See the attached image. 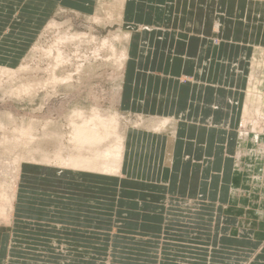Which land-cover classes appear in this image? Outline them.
I'll use <instances>...</instances> for the list:
<instances>
[{
  "label": "crops",
  "instance_id": "obj_1",
  "mask_svg": "<svg viewBox=\"0 0 264 264\" xmlns=\"http://www.w3.org/2000/svg\"><path fill=\"white\" fill-rule=\"evenodd\" d=\"M121 26L128 38L118 103L143 123L123 131L119 174L103 178L30 164L17 189L54 198L118 197L132 183L133 190L154 188L178 201L202 200L209 209L196 211L209 218L198 223L212 228L195 239L208 248L182 257L194 261L187 258L194 254L195 264H264V135L244 140L236 123L253 47L264 51V0H126ZM140 243L147 247L138 250L139 260H158L151 240ZM221 250L234 252L232 259Z\"/></svg>",
  "mask_w": 264,
  "mask_h": 264
},
{
  "label": "rangeland",
  "instance_id": "obj_2",
  "mask_svg": "<svg viewBox=\"0 0 264 264\" xmlns=\"http://www.w3.org/2000/svg\"><path fill=\"white\" fill-rule=\"evenodd\" d=\"M111 4L112 0H0V68L16 71L24 67L15 78L8 75L0 77V123L3 125L0 128V161L10 163L12 157L16 155H22L25 158L33 157L37 160L41 159L42 155H52L55 148L52 146L51 138L57 137L59 133L61 136H58L57 139H62L60 143L63 144V140L65 142L68 140L70 136L69 125L71 124L70 120H72L71 112L78 107L85 111H90V108L91 110L98 108L105 115H117L118 119L120 118L119 131L122 134L130 125L134 128L142 125V118L121 108L118 103L122 71L121 65L118 64L120 63L119 57H114L113 53L108 50H104L105 53L104 51L97 53L95 52L97 46L93 45V37L95 36L94 44L96 45L103 39H109L113 42L116 52H121L124 49L123 41L126 29L122 28L121 23L116 20L108 19L107 8ZM94 17H97L98 20H94ZM70 30L72 31L69 32ZM66 34L67 36L80 34L88 43L89 40L92 41L89 45L85 41L78 50L76 46L63 40L66 47L65 43L60 40V36L64 37ZM57 37L60 39H56ZM57 42L60 45L63 44L60 46ZM38 43L39 45H37ZM43 46L46 48H40ZM54 48L60 49L65 61H67L61 63L57 69L59 79L69 75L72 80L59 82L56 86L57 90L48 88V90L43 89L30 93L24 90L19 92L17 97L14 96L12 92H15L16 87H21L27 81H41L47 78L45 71L51 66L53 55H56ZM67 48L68 50H66ZM42 49L47 51L42 52ZM47 52L50 54L46 55ZM101 52L102 54H100ZM250 61L246 88H250L252 94L262 95L264 100V87L258 84L253 85V87L252 84L248 85L251 71L254 69L258 71L259 66L262 68H260L259 73L257 72L260 77H256V81L264 80V52H261L259 46L253 47V58ZM84 64L85 66H83ZM26 74L28 75L26 76ZM29 74H34V76H29ZM69 84L71 86H68ZM8 86L13 90L8 92L11 94L10 96H7L8 93H6L7 90H10ZM18 88L16 90H19ZM33 93L34 95H32ZM247 94L248 90L246 89L236 110L238 135L242 133L253 134L250 124L245 127L248 131L242 130L245 107H247V114L251 115V110L256 112V115L257 113L264 114V107L259 99L252 95L249 100H246ZM18 98L19 100H17ZM262 102L264 105V101ZM119 114L120 116L123 115L122 118ZM33 115H37L36 118ZM35 119L39 120L36 121ZM121 120L124 121L122 124ZM65 121L68 123L66 124ZM51 127L55 132L51 131ZM15 128H28L29 136L31 135L33 139L32 142H44L45 144V141H51L45 145H51V148L48 149L43 144L41 148L34 149L33 143L26 147L23 138L19 139L18 137H16V141L11 143L6 142L8 140L2 142L3 136L14 137L12 130ZM41 139L44 141L42 142ZM65 142L64 145H67ZM43 147L46 148V151ZM12 149L13 151H11ZM134 188L132 183L122 186L118 197L111 194L101 196L88 193L85 195L81 192L80 195L77 194L72 198L64 196H60V198L55 196L54 198L44 192L36 193L26 188L16 189L17 198L13 203L12 218L10 217L8 222L0 221V223L2 222L0 228V264L197 263L194 254L187 257L194 260L190 261L185 260L186 257H182L181 253L196 252L195 248L200 250H207L208 248L205 240L202 238L195 239L199 238L197 235L208 236L207 232L209 234L212 228L211 224L198 223L199 221H208V214L196 211L198 208L201 210L209 209L204 205L206 202L202 200L183 202L163 196L161 190L154 188L133 190ZM188 205L198 208H190L187 210L188 212L186 210L185 212L178 211L182 206ZM169 222H172L174 226L171 227ZM197 226H200V229H197ZM139 237H141L140 240L144 238L151 240L156 245L155 253L158 260L138 259L139 256H142L138 250L143 246L147 247L140 243ZM141 242L146 243L147 241ZM218 254L227 260L228 254L231 255L232 259L234 252L221 250ZM238 260L244 261L242 257H238ZM226 264H228V260Z\"/></svg>",
  "mask_w": 264,
  "mask_h": 264
},
{
  "label": "bare ground",
  "instance_id": "obj_3",
  "mask_svg": "<svg viewBox=\"0 0 264 264\" xmlns=\"http://www.w3.org/2000/svg\"><path fill=\"white\" fill-rule=\"evenodd\" d=\"M260 2V1H259ZM125 3H126V0H112V4L110 5V7L107 8V11H108V19L110 20H116L117 22L121 23L122 19H123V15H124V7H125ZM91 14V13H90ZM93 15V14H92ZM87 17V16H86ZM89 17V16H88ZM95 19L94 20H98L97 17H94ZM98 24V22H96ZM106 23V21H105ZM49 24V22H48ZM53 25V24H52ZM57 25V24H55ZM47 27V26H46ZM45 27V28H46ZM62 27V26H61ZM66 27V26H65ZM143 27V26H142ZM148 27V26H147ZM60 28V27H59ZM146 28V27H145ZM57 29V28H56ZM61 29V28H60ZM140 29V28H139ZM50 30V29H49ZM64 30V29H63ZM69 30V29H68ZM94 30V29H93ZM45 31V30H44ZM72 30H70L69 32H71ZM47 32V31H46ZM110 32V31H109ZM57 33V32H56ZM66 33L68 34L67 30H66ZM79 33V32H78ZM43 34V33H42ZM54 34V33H53ZM67 34L62 37L60 36V38H58V33H57V38L56 39H60V40H64L66 43H69V44H72L74 46H76V48L78 49L82 43H84L86 40H84V34L82 33V35H77V34H71L70 36H67ZM91 34V33H90ZM56 35V34H55ZM86 35V34H85ZM93 35V34H92ZM114 35V34H112ZM147 35V34H146ZM94 36V35H93ZM50 37V36H49ZM53 37V36H52ZM55 37V36H54ZM53 37V38H54ZM95 37V36H94ZM94 37H93V45L97 46L95 48V52L99 53L100 51H104V50H108L109 52L111 51L114 55V57L120 59V63H118L119 65H123V61L125 59V55L127 57V54L125 52V49H123V51L121 52H116V50L114 49V45H113V42L109 39H103L102 41L100 42H97V45L94 44ZM115 37V36H114ZM126 37V36H125ZM91 38V37H90ZM107 38V37H106ZM128 38V37H126ZM52 39V38H51ZM102 39V38H101ZM59 40V41H60ZM125 40V38H124ZM55 41V39H54ZM63 41V43H65ZM92 40H89V43L91 42ZM61 42V41H60ZM87 42V41H86ZM124 42V41H123ZM59 44V42H57ZM61 43V45L63 44ZM66 43L64 44L66 46ZM89 43L87 42L86 44L89 45ZM58 44H54V45H58ZM125 44V43H124ZM216 44H217V41H216ZM39 45V43L37 44ZM52 45V44H51ZM60 45V44H59ZM60 45V46H61ZM85 45V44H84ZM50 46V45H49ZM64 46V47H65ZM37 47V46H36ZM67 47V46H66ZM65 47V48H66ZM83 47V46H82ZM38 48V47H37ZM36 48V49H37ZM40 48H44L43 47H40ZM46 48V47H45ZM44 48V49H45ZM48 48V47H47ZM50 48V47H49ZM57 48V47H56ZM59 48V47H58ZM75 48V49H76ZM256 48V47H255ZM63 49V47H62ZM76 49V50H77ZM43 50V49H42ZM68 50V48L66 49ZM70 50H72L70 48ZM73 50H74V47H73ZM80 50V49H78ZM128 50V49H127ZM251 50V49H250ZM47 50H43L42 52H46ZM56 51V55H53V60H52V64L51 66L47 69L46 72V76L47 78L45 80H41V81H33L34 82H30V81H27L24 85H22L21 87H16V89L18 88L19 90H14L15 92L12 94L14 96L17 97V95H19V92L21 93L22 91L26 90L25 92H33V91H40V90H43V89H47L50 88V90L52 89H56V86L59 82H63V81H70L72 80L71 76L67 75L66 77H61L59 79V76L57 75V69L59 67V65L62 63H66L67 61H65V58L64 56L62 55L60 49H55L54 48V52ZM82 51V50H81ZM251 52V51H250ZM264 52V51H263ZM66 53V52H65ZM105 53V51H104ZM50 53L47 52L46 55H49ZM86 54V53H85ZM88 54V53H87ZM102 54V52L100 53ZM69 56V55H68ZM101 56V55H100ZM104 56V55H103ZM110 58V57H108ZM224 58V57H223ZM93 59V58H92ZM102 59V58H101ZM104 61V59H102ZM110 60V59H108ZM27 61V60H26ZM44 61V60H43ZM72 61V60H71ZM70 61V62H71ZM116 61V60H115ZM24 62H25V59H24ZM23 62V63H24ZM33 62V61H32ZM47 62V61H46ZM90 62V61H89ZM98 62V61H97ZM107 62V61H106ZM119 62V61H118ZM29 63V62H27ZM74 63V62H73ZM78 63V62H77ZM96 63V62H95ZM99 63V62H98ZM103 64V63H102ZM257 64V63H256ZM26 65V64H25ZM42 65V64H41ZM46 65V64H45ZM69 65V64H68ZM253 65V64H252ZM251 65V66H252ZM2 66V65H1ZM23 66V65H22ZM34 66V65H32ZM37 66V64H36ZM72 66V65H71ZM85 66V64L83 65ZM124 66V65H123ZM33 68V67H32ZM79 68V67H78ZM115 68V67H114ZM123 68V67H122ZM251 68V67H250ZM260 68H262V66H259L257 69L258 71H256L254 68L253 71H251V74L249 76V81H248V85L249 84H252V87L253 85H260L262 87H264V80H262L261 82H258L256 81V77H260V75L258 74L259 73V70ZM17 69V68H16ZM24 69V67L16 70V71H12V70H8V69H3V68H0V77H3V76H9V77H17V74L19 72H21L22 70ZM43 69V67H42ZM73 69V68H71ZM80 69V68H79ZM67 70V69H66ZM122 70V69H121ZM251 70V69H250ZM69 71V69H68ZM86 71V70H85ZM40 72V71H39ZM37 72V73H39ZM42 72V71H41ZM102 72V71H101ZM258 72V73H257ZM29 73V72H28ZM69 73V72H68ZM73 73V71H72ZM81 73V72H80ZM42 74V73H41ZM65 74V73H63ZM87 74V73H86ZM100 74V73H99ZM264 74V73H263ZM24 75V74H23ZM28 74H26L27 76ZM34 74H29V76H31ZM44 75V74H43ZM122 75V74H121ZM22 76V74H21ZM20 76V77H21ZM25 76V77H26ZM37 76V75H36ZM19 77V76H18ZM73 77V76H72ZM5 78V77H4ZM3 78V80H4ZM12 78V79H14ZM44 78V76H43ZM122 78V77H121ZM22 79V78H21ZM20 79V80H21ZM27 79V78H26ZM25 79V80H26ZM35 79V78H34ZM37 79V78H36ZM35 79V80H36ZM74 79V78H73ZM120 79V78H119ZM245 79V78H244ZM24 80V79H23ZM28 80V79H27ZM76 80V79H75ZM9 81V80H8ZM90 81V80H89ZM25 82V81H24ZM10 83H12L10 81ZM15 83V82H14ZM18 84V81L16 82ZM77 83V82H76ZM80 83V82H79ZM84 84V83H83ZM3 85V84H2ZM7 85V84H6ZM5 85V86H6ZM13 85V84H12ZM75 85V83H74ZM4 86V85H3ZM2 86V87H3ZM61 86V85H60ZM68 86H71V84H69ZM7 87V86H6ZM9 87V86H8ZM13 87V86H12ZM62 87V86H61ZM14 88V87H13ZM60 88V87H59ZM10 89V87H9ZM119 89V88H118ZM248 90V94H247V99L246 100H249V97H252L253 96H256L257 99H259V102L262 103L261 105L264 107L263 105V96L262 95H255V94H252L251 91H250V88H246ZM57 90V89H56ZM86 90V89H85ZM5 91V90H4ZM10 91H13V90H7L6 93L10 92ZM93 91V90H92ZM2 92V91H1ZM17 92V93H16ZM62 92V91H61ZM81 92V91H80ZM95 92V91H94ZM5 93V92H4ZM56 93V92H55ZM58 93V91H57ZM9 94V93H8ZM7 96H10L11 94H9ZM23 94V93H22ZM49 94V93H48ZM67 94V93H66ZM4 95V94H3ZM6 95V94H5ZM12 95V96H13ZM34 95V93L32 94ZM31 95V96H32ZM46 95V94H45ZM51 95V94H50ZM54 95V94H53ZM56 95V94H55ZM54 95V96H55ZM27 96V95H26ZM30 96V95H29ZM30 96V97H31ZM262 96V97H261ZM46 97V96H45ZM44 97V98H45ZM50 97V96H49ZM10 98V97H8ZM13 98V97H12ZM11 98V99H12ZM23 98V96H22ZM25 98V97H24ZM91 98V97H90ZM98 98V97H97ZM19 100V98L17 99ZM65 100V99H64ZM92 100V99H91ZM23 101V100H22ZM26 101V100H25ZM42 105V104H41ZM39 105V106H41ZM79 106V105H78ZM94 106V105H93ZM99 106V105H98ZM101 106V105H100ZM246 106V105H245ZM84 108V107H83ZM71 109H74V108H71ZM36 110V109H35ZM114 111V110H112ZM245 113L243 114V126H242V130L243 131H248L246 130V125L247 124H250L252 130L251 132L253 133L252 135L255 136V140H258L260 141L261 140V135L264 133V114L262 113H257L256 115V112H254L253 110H251V115L250 114H247V107H245ZM106 112V111H105ZM110 112V111H109ZM114 112H117V111H114ZM72 120L71 121V124L69 125L70 127V131H69V138L68 140H66V142L63 140V144L60 143V140L62 139H57L58 136H61V134H59L58 132V129L55 128L58 132L57 134V137L56 136H53L52 139V146L55 148L53 151V154L52 155H42L41 159L37 160V158H33V157H22V155H16V156H13L12 157V160L10 161V163H6L4 161H0V174H2L0 176V221H4V222H8L10 217L12 216V212H13V203L15 202V199H16V189H17V186H18V181H19V176H22L20 175V173H22V167L25 165H30V164H34V165H38V166H47V167H51V168H63V169H66L68 171H72V172H81V173H89V174H96L97 176L100 175L101 177L103 176V178L105 176H116L119 174L120 170H121V167H122V162H123V157H124V135L119 131V119H118V116L115 115V114H103L102 112H100V110L97 108V109H93L91 110L90 108V111H85L83 109H79L78 108H75L74 110H72ZM70 113V114H71ZM41 114V113H40ZM69 114V115H70ZM247 114V115H245ZM38 115V114H37ZM35 115V116H37ZM66 115V113L64 114V116ZM13 116V115H12ZM30 116V115H29ZM34 116V115H33ZM34 116V117H35ZM120 116V114H119ZM123 115H121L120 117L122 118ZM26 117V116H25ZM138 117V116H137ZM36 118V117H35ZM141 118V117H140ZM139 118V119H140ZM150 118V117H149ZM34 119V118H32ZM40 119V118H39ZM39 119H35L36 121H38ZM50 119V118H49ZM48 119V120H49ZM68 119H69V116H68ZM138 119V118H137ZM238 119V118H237ZM19 120V119H18ZM47 120V119H46ZM67 120V119H66ZM127 120V119H126ZM141 120V119H140ZM150 120V119H149ZM148 120V121H149ZM168 120V119H167ZM242 120V119H241ZM3 121V120H2ZM6 121V119H5ZM33 121V120H32ZM54 121V120H53ZM123 120H121V124L124 122H122ZM147 121V120H146ZM147 121V122H148ZM152 121V120H151ZM156 121V120H155ZM173 121V120H171ZM30 122V120H29ZM42 122V121H41ZM66 122V121H65ZM131 122V121H130ZM145 122V121H144ZM150 122V121H149ZM33 123V122H32ZM39 123V122H38ZM68 123V121L66 122V124ZM138 123V122H137ZM141 123V122H140ZM139 123V124H140ZM238 123V120L237 122ZM4 124V123H3ZM17 124V123H16ZM37 124V123H36ZM35 124V125H36ZM42 124V123H41ZM56 124V123H55ZM136 124V123H135ZM2 124L0 123V128H2L1 126ZM43 125V124H42ZM63 125V124H62ZM67 125V127H68ZM124 125V124H123ZM126 125V124H125ZM148 125V124H147ZM146 125V126H147ZM53 126V124H52ZM28 127V126H27ZM31 127V126H29ZM42 127V126H41ZM44 127V126H43ZM66 127V128H67ZM122 127V126H121ZM127 127V126H126ZM130 127V126H128ZM132 127V126H131ZM143 127V126H142ZM158 127V126H157ZM155 127V128H157ZM236 127V126H235ZM37 128V127H36ZM49 128V127H48ZM53 129V127H51ZM64 128V127H63ZM150 128V126H149ZM238 128V127H237ZM35 129V128H34ZM41 129V128H40ZM51 131L55 132L54 129ZM148 129V128H147ZM39 130V129H38ZM13 131V138H8V137H2L3 138V141L2 142H14L17 140L16 137H18L19 139L20 138H23V140L25 141V145L26 147L30 144V143H33L34 145V149H38V148H41L42 145L44 144V137L42 135V137L44 138L42 140L43 143L41 142H38V143H35L34 141L32 142V138H31V135L29 136V133H28V128L27 129H22V128H15L12 130ZM37 131V130H36ZM203 131V129H202ZM217 131V130H216ZM242 131V132H243ZM64 132V131H63ZM188 132V131H187ZM206 132V131H205ZM44 133V132H43ZM210 133V132H209ZM12 134V133H11ZM51 134V133H49ZM48 134V135H49ZM65 135V133H63ZM200 134V133H199ZM198 134V136H199ZM211 134V133H210ZM36 135V134H34ZM45 135V134H44ZM55 135V134H54ZM171 135V134H170ZM190 135V134H189ZM264 135V134H263ZM9 136V135H8ZM38 136V135H36ZM197 136V137H198ZM202 136V134H201ZM242 138L244 140H246V134L245 133H242L241 134ZM244 136V137H243ZM252 136V138H253ZM35 137V136H34ZM66 137V136H65ZM175 137V136H174ZM189 137V136H188ZM49 138V137H48ZM185 138V137H184ZM47 139V138H46ZM57 139V141H56ZM64 139V138H63ZM254 139V138H253ZM5 140V141H4ZM170 140V139H168ZM191 140V138H190ZM209 140V139H208ZM217 140V139H216ZM39 141H40V138H39ZM171 141V140H170ZM185 141V140H184ZM210 141V140H209ZM49 141H45V144L43 146H45L46 144H48ZM49 142V143H50ZM64 142L67 144V145H64ZM208 142V141H207ZM35 143V144H34ZM170 143V142H169ZM201 143V142H200ZM204 143V142H202ZM211 143V142H210ZM210 143H207L208 145H210ZM72 144V145H70ZM190 144V143H189ZM188 144V146H189ZM217 144V143H216ZM5 145V144H4ZM21 145V144H20ZM191 145V144H190ZM50 146V147H49ZM49 146H45L47 147L48 149L51 148V145ZM195 146V145H194ZM211 146V145H210ZM11 147V146H10ZM22 147V146H21ZM43 147V149L45 148ZM207 147V146H206ZM212 147V146H211ZM4 148V147H3ZM7 148V147H6ZM166 148V147H165ZM10 149V148H8ZM47 149V150H48ZM189 149V148H188ZM212 150V148H210ZM221 149V148H220ZM260 149V148H259ZM1 150V149H0ZM32 150V149H31ZM13 151V149L11 150ZM16 151V150H15ZM20 151V149H19ZM26 151V150H24ZM29 151V150H28ZM45 151H46V148H45ZM52 151V149H51ZM63 151V152H62ZM171 151V150H170ZM169 151V152H170ZM236 150H234L235 152ZM3 152V151H2ZM1 152V153H2ZM18 152V150H17ZM172 152V151H171ZM214 152V151H213ZM225 152V151H224ZM263 152V151H262ZM20 153V152H19ZM23 153V152H22ZM165 153V152H164ZM182 153V152H181ZM193 153V152H192ZM51 154V153H50ZM236 154V153H235ZM2 156H4L3 154H1ZM10 155V154H8ZM7 155V156H8ZM14 155V154H13ZM263 155V154H262ZM129 156V155H128ZM165 156V155H164ZM210 156V155H209ZM233 156V155H232ZM170 157V156H169ZM172 157V156H171ZM182 157V156H181ZM208 157V156H207ZM211 161V160H210ZM222 161V160H221ZM202 162V161H201ZM208 162V161H207ZM220 162V160H219ZM222 163V162H221ZM164 164V163H163ZM170 164V163H169ZM229 165L230 164H233V163H228ZM33 165V166H34ZM179 165V164H178ZM213 165V164H212ZM221 165V164H220ZM164 166V165H163ZM167 166V165H166ZM193 166V165H192ZM215 166V165H214ZM264 166V165H263ZM37 167V166H36ZM181 167V166H180ZM197 167V166H195ZM217 167V165H216ZM215 167V170L217 169ZM234 167V166H233ZM24 168V167H23ZM39 168V167H38ZM170 168V167H169ZM223 168V167H222ZM202 169V168H201ZM212 169V168H211ZM208 170V169H207ZM220 170V169H219ZM42 173L44 171H41ZM207 171H205L206 173ZM214 172V171H212ZM48 173V172H47ZM46 173V174H47ZM65 173V172H64ZM198 173V172H197ZM211 174V173H210ZM191 175V174H190ZM208 175V173H207ZM206 175V176H207ZM209 177V176H207ZM246 177V176H245ZM64 178V177H62ZM191 178V177H190ZM202 178V177H201ZM116 179V177H115ZM21 181V180H20ZM264 181V180H263ZM215 182V181H214ZM223 182V180H222ZM245 182V181H244ZM260 182V181H259ZM247 183V182H246ZM190 184V183H189ZM185 186V185H184ZM195 187V186H194ZM179 188V187H178ZM223 188V187H221ZM229 188V187H228ZM228 188H225V189H228ZM165 189V188H164ZM180 189V188H179ZM224 189V188H223ZM183 190H181L182 192ZM225 191V190H224ZM229 191V190H228ZM180 192V193H181ZM184 192V191H183ZM226 192V191H225ZM196 193V192H195ZM226 198L228 196H225ZM250 200V199H249ZM252 202V201H251ZM17 203V202H16ZM248 208V207H247ZM12 220V219H11ZM2 223V222H1Z\"/></svg>",
  "mask_w": 264,
  "mask_h": 264
}]
</instances>
